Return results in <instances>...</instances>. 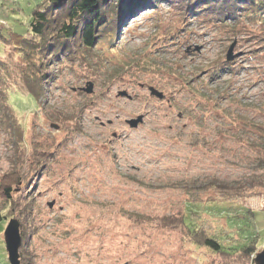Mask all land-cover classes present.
<instances>
[{"label": "rangeland", "instance_id": "1", "mask_svg": "<svg viewBox=\"0 0 264 264\" xmlns=\"http://www.w3.org/2000/svg\"><path fill=\"white\" fill-rule=\"evenodd\" d=\"M45 1L42 10L73 0ZM113 1L103 13L112 15ZM41 4L0 0V179L9 172L19 182L8 201L0 196V264H9L11 220L20 264H256L264 252V27L246 19L223 26L180 0H138L118 7L112 25H96L103 36L91 48L76 35L54 55L35 51L32 68L1 40L26 37ZM30 69L43 91L37 100L22 79ZM252 178L260 187L241 198L202 189L211 179ZM178 216L222 253L190 240Z\"/></svg>", "mask_w": 264, "mask_h": 264}, {"label": "trees", "instance_id": "2", "mask_svg": "<svg viewBox=\"0 0 264 264\" xmlns=\"http://www.w3.org/2000/svg\"><path fill=\"white\" fill-rule=\"evenodd\" d=\"M114 1H117L118 6L112 8L111 15L102 12V8L107 5L106 0H73L66 6H49L47 10H42L46 4V1L42 0V4L32 11L31 20L28 24L29 36L27 35L25 37L17 34H10V40H1L3 42V49L8 51V48H12L14 51L21 54L24 61L28 62L31 67L34 68L35 64L33 60L35 51L39 50L41 52L39 58L42 57V54H48L49 56L54 55L57 49L56 44H59L62 40L66 42L76 35L79 36L83 45L91 48L95 43V39L98 40L103 36V33H101V35L99 34V29H97L96 25L113 22L115 17H117L119 11L118 7L122 8L125 4L138 0ZM114 1L113 4L110 2L111 6L114 5ZM150 2L155 3L157 0H150ZM180 4L187 10H191L195 13L207 12L206 15L208 18L213 19L215 22L217 21L223 26H225L226 22L234 21L235 19H246L259 22L264 27V0H180ZM109 24L112 25V23ZM31 34L33 38H31ZM111 40L113 41L112 38ZM44 61L45 59H41L42 63H44ZM3 63L0 61V67L5 65ZM22 75L23 77H21L25 84V89L32 98L37 100L43 92L41 83L37 77L38 74H35L32 72V69H30L27 73H23ZM3 103H5V100ZM21 130V125L14 121L12 131L18 139L21 138ZM261 162L264 163V154ZM12 175L13 173L8 172L0 179V196H2V200L5 202L11 198L13 186L19 183L13 182L11 179ZM13 176L16 177V179L18 177L17 175ZM257 187L260 186L259 183H256L254 178L249 179L248 184H227L217 179H211L202 189L213 190L220 197L229 199L244 197L257 189ZM179 219H182L181 222L179 221L182 228H184V226L186 227L185 217L183 216H178L174 223L176 224V221ZM184 229L187 230L186 232H188L190 240L193 242L195 240L196 244L222 253L223 250L221 246L213 239L206 237L204 233L197 232L192 226Z\"/></svg>", "mask_w": 264, "mask_h": 264}, {"label": "water", "instance_id": "3", "mask_svg": "<svg viewBox=\"0 0 264 264\" xmlns=\"http://www.w3.org/2000/svg\"><path fill=\"white\" fill-rule=\"evenodd\" d=\"M52 5H57L59 3L65 2L67 0H47ZM235 43L230 46L228 52H227V61H231L233 59L232 52L234 49ZM93 86L90 84L88 89L85 90L87 94H90L92 92ZM149 92L151 96L156 97L159 100H163L164 96L162 93L156 91L153 88H149ZM120 96L127 97L126 93H120ZM143 123V117L139 116L136 119H133L131 121H128L127 124L130 126V128L135 129L139 126V124ZM53 204H49V207L52 208ZM5 244H6V251L8 254V262L9 264H20L19 262V248L21 247V237L19 232V223L16 220H11L9 224L6 227L5 233ZM256 264H264V252L263 255L256 260Z\"/></svg>", "mask_w": 264, "mask_h": 264}, {"label": "bare ground", "instance_id": "4", "mask_svg": "<svg viewBox=\"0 0 264 264\" xmlns=\"http://www.w3.org/2000/svg\"><path fill=\"white\" fill-rule=\"evenodd\" d=\"M133 120V119H132ZM142 124V123H141ZM141 124H139V125H141ZM21 237V236H20ZM21 243H22V238H21Z\"/></svg>", "mask_w": 264, "mask_h": 264}]
</instances>
